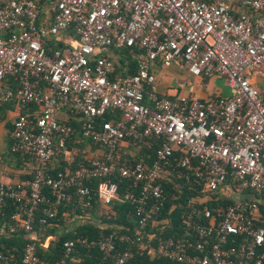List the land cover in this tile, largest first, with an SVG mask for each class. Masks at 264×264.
<instances>
[{"label": "built area", "instance_id": "built-area-1", "mask_svg": "<svg viewBox=\"0 0 264 264\" xmlns=\"http://www.w3.org/2000/svg\"><path fill=\"white\" fill-rule=\"evenodd\" d=\"M52 40L63 44L49 49ZM129 47L141 50L135 71L124 59L115 74L113 51ZM172 63L224 79L230 92L159 95L155 69ZM8 102L28 107L13 120L10 150L36 165L31 178L0 180V213L17 203L6 233L26 238L19 260L0 250V264H48L36 255V210L47 223L61 202L88 195L94 178L109 205L114 176L137 189L138 227L67 238L66 256L89 248L112 264L134 251L175 264H264V0H0V107ZM65 109L79 128L57 117ZM77 133L104 153L71 167ZM152 142L149 163L119 160L122 146ZM57 157L68 167L51 174ZM174 179L199 187L193 202H229L205 206L203 222L189 212L180 239L152 246L144 229L163 206V181Z\"/></svg>", "mask_w": 264, "mask_h": 264}, {"label": "trees", "instance_id": "trees-1", "mask_svg": "<svg viewBox=\"0 0 264 264\" xmlns=\"http://www.w3.org/2000/svg\"><path fill=\"white\" fill-rule=\"evenodd\" d=\"M67 33L73 36L72 30L68 29ZM63 43L61 41H50L48 44L49 49H53L56 46H61ZM119 62L114 63L115 74H122V68L120 63L124 62V59L129 62L128 72L135 71L136 59L135 54H139L141 50L129 47L118 49ZM114 53L117 50L113 51ZM161 95V94H159ZM17 110L22 113L28 110V107L20 105L19 103H5L0 107L1 119L5 117L8 110ZM67 122L76 125L79 128V123L72 118L67 120ZM13 128V122L8 123L7 129L8 134ZM8 142V156L9 157H20L21 159H27L28 157H22L17 153L10 150V137ZM77 141V142H75ZM72 142L75 144L80 143V148L87 142L96 147L102 148V153L98 156H102L104 153V148L93 143L90 140L84 139L79 133L74 135L72 139L68 142L70 148H72ZM127 152L123 153L119 151L118 158L121 161L127 163H134L136 161L150 162L154 155V150L156 148V142L148 147H135L132 145H125ZM80 151V150H79ZM75 155L71 167L76 166L77 162L87 161V156L82 154L80 151ZM96 158V157H94ZM33 160V159H32ZM63 158H54L50 162V173L55 174L58 171L65 170L68 165L63 161ZM35 162V161H32ZM54 162L55 169L52 168L51 163ZM36 165V164H35ZM54 169V170H53ZM35 170V167H34ZM34 170L31 174H25L21 177V180L31 178L33 176ZM112 181L117 183V195L118 197L112 200L108 208H103L99 197L97 195V185L100 178L92 179L88 185L90 186V191L88 195H77L73 194L72 197L61 202L56 207L55 215L48 220L47 223H41V212L36 210L35 221L33 223V229L37 233V250L36 255L48 264H83L85 262H91L92 264H112L109 259H103V255L97 249H87V248H77V250L70 256H66L63 248L62 242L67 238H73L79 235L87 237H98L101 234H108L111 232L121 234L127 233L132 234L134 229L138 227V221L135 214L136 201L134 198L137 197V189L131 186L130 181L114 176L111 178ZM164 186V202L161 209L154 215L155 222L153 225L149 223L145 227L146 233L153 234V238L150 240V245H155V243L163 237H173L175 239H180L185 233L184 225L187 221V216L191 212L192 220L201 219L203 222L204 218L202 211L205 206H219L229 202L225 199L220 200H208L207 202H193V198L199 195V187L192 184L186 183L184 180L174 179L173 181H163ZM127 195V198H126ZM256 198H261L260 195L255 194ZM262 206V204H261ZM17 210V203L9 200L6 206L2 209L0 213V250L5 252L9 250L14 253L16 258L19 260L24 243L26 242L25 231L23 229H17L13 234H7V223L10 221V216L13 212ZM74 219V220H73ZM78 219L75 227L69 231H64L65 228L72 222ZM61 229V230H60ZM46 242L47 238H51ZM147 239V236L145 235ZM42 244L47 245L45 248ZM122 246H125L122 244ZM72 255L80 258L79 262L72 260ZM126 264H175L163 257L154 256L146 254L145 252L134 251L133 256L126 262Z\"/></svg>", "mask_w": 264, "mask_h": 264}, {"label": "crops", "instance_id": "crops-1", "mask_svg": "<svg viewBox=\"0 0 264 264\" xmlns=\"http://www.w3.org/2000/svg\"><path fill=\"white\" fill-rule=\"evenodd\" d=\"M156 77L158 79L157 74H156ZM217 79L218 78L214 77L212 82L210 80L205 79L204 81H207L206 84H204L206 86V88L200 87L203 84L202 85L197 84L199 82L195 81L192 84L186 85L185 88L181 92H179V90L176 92H174L172 90L169 93L168 92L164 93L163 91H159L158 85L156 84V91L161 95H173V94L179 93V94H186V95L199 97V98H206V97H210V96L217 95V94H228L230 91H229V88L227 87V83H226V85H223V86L222 85H216ZM201 82H203V81H201ZM18 113L19 112L16 109L15 110H8L5 114V117L2 119V124L0 125V136H3L2 145L0 144V150L2 152V147H4V145H5L4 148L6 149V155L3 154L2 156L7 158L5 160V162H7V164L6 163L3 164L4 167L1 168L2 170H0V180L3 182H17V181L21 180V177L24 176L25 174H28V175L31 174L34 170V167H35V162H32V161H34V159L32 157L22 156V157H28V158L27 159H25V158L21 159L20 157H9L8 156V148H7L8 146L7 145L9 142V138H8L9 134H8L7 125H8V123L13 122V120L15 119V117L17 116ZM60 114H62L64 116L62 119L69 120L72 118L73 120H76L69 114V111L67 109H65ZM11 116H13L14 118L11 119ZM75 142H77V141H75ZM75 142H72V152H73L72 157H73V159L79 150L82 152V154H84L88 158L98 157L102 153V148L96 147L90 143L86 142L83 145L84 147L80 148V143L75 144ZM10 143H11V141H10ZM120 152H123V153L127 152L126 146H122L120 148ZM63 161L67 164V161L65 159ZM51 165H52V168L55 169L56 164L54 162H52ZM101 206L103 208H105L108 205L102 204ZM76 223H77V221H75V222L72 221L65 228L64 231L71 230L73 227H75Z\"/></svg>", "mask_w": 264, "mask_h": 264}, {"label": "rangeland", "instance_id": "rangeland-1", "mask_svg": "<svg viewBox=\"0 0 264 264\" xmlns=\"http://www.w3.org/2000/svg\"><path fill=\"white\" fill-rule=\"evenodd\" d=\"M117 52H113L112 53V59L117 63L119 62V54ZM155 73L158 75V79L156 81V84L158 85V90L159 91H163L164 93L166 92H170V91H178L181 92L186 85L188 84H192L195 81L199 82L197 84H203L202 88H206V86L204 84H206L207 81L206 80H210L212 82V80L214 79L215 76L213 75H208V76H204V77H199V76H193L190 75L187 70L180 66L177 63H172L170 66L168 67H159L158 69H155ZM203 81V82H201ZM216 85H226V82L224 79H217L216 80ZM57 117H61L63 118L64 116L60 113H57ZM14 117L11 116V119H13ZM2 138L3 136H0V144L2 145ZM5 147V145H4ZM2 147V152L0 150V170H2L1 168L4 167L3 164H7V162H5V160L7 159L6 157L2 156L3 154L6 155V149ZM2 165V166H1ZM15 173V172H14ZM108 207H105V209ZM78 221V219H75V221Z\"/></svg>", "mask_w": 264, "mask_h": 264}]
</instances>
